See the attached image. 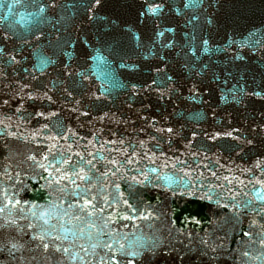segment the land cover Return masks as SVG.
<instances>
[{
	"label": "water",
	"instance_id": "obj_1",
	"mask_svg": "<svg viewBox=\"0 0 264 264\" xmlns=\"http://www.w3.org/2000/svg\"><path fill=\"white\" fill-rule=\"evenodd\" d=\"M0 264H264V0H0Z\"/></svg>",
	"mask_w": 264,
	"mask_h": 264
}]
</instances>
